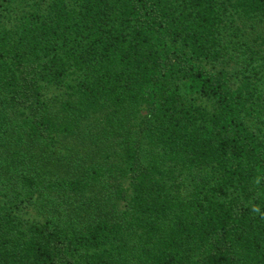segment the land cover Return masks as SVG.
<instances>
[{
    "label": "trees",
    "instance_id": "1",
    "mask_svg": "<svg viewBox=\"0 0 264 264\" xmlns=\"http://www.w3.org/2000/svg\"><path fill=\"white\" fill-rule=\"evenodd\" d=\"M0 264H264V0H0Z\"/></svg>",
    "mask_w": 264,
    "mask_h": 264
}]
</instances>
